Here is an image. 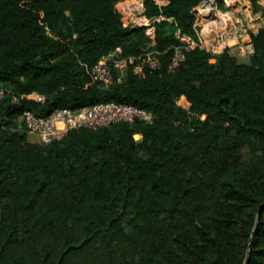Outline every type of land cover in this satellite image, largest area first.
<instances>
[{"label": "trees", "instance_id": "1", "mask_svg": "<svg viewBox=\"0 0 264 264\" xmlns=\"http://www.w3.org/2000/svg\"><path fill=\"white\" fill-rule=\"evenodd\" d=\"M126 1L0 0V264H264V27L251 52L196 46L170 71L207 0H143L159 66L102 88L86 68L151 41L124 22ZM108 101L152 120L46 145L20 120Z\"/></svg>", "mask_w": 264, "mask_h": 264}, {"label": "built area", "instance_id": "2", "mask_svg": "<svg viewBox=\"0 0 264 264\" xmlns=\"http://www.w3.org/2000/svg\"><path fill=\"white\" fill-rule=\"evenodd\" d=\"M224 2L228 3L227 0ZM242 2L244 6L242 16L235 23H231L229 11L221 12L218 9L216 0H207L198 5L194 12L195 25L201 26L197 33L198 40L194 41L189 37L179 36L176 32V35L182 40V44L172 48L168 69L173 71L179 66L184 59V49L196 46L212 54L219 53L229 46H236L241 54L251 52V33H255L259 28L264 27V13L253 12L248 0ZM259 3L264 8V0H260ZM138 5L142 8L141 4L137 2L135 6L138 7ZM118 10L124 14V7L118 8ZM141 19L144 26L147 27L146 32L151 39L147 48L138 56L118 59L106 57L98 60L92 67L86 68L91 84L102 88L109 87L123 78L129 66H131L133 74L138 77H144L146 69L158 68V51L152 48L154 27L149 20ZM3 94L4 90L0 89V98ZM30 96L36 100L42 99V96L36 93L30 94ZM20 120L24 123L25 132L28 136L35 138L37 143L46 145L62 138L71 129H97L117 122L131 123L135 120L151 122L152 114L146 109L131 104L108 101L76 109L55 108L46 116H38L31 111H24ZM136 136L139 137L138 134H135L134 138Z\"/></svg>", "mask_w": 264, "mask_h": 264}, {"label": "rangeland", "instance_id": "3", "mask_svg": "<svg viewBox=\"0 0 264 264\" xmlns=\"http://www.w3.org/2000/svg\"><path fill=\"white\" fill-rule=\"evenodd\" d=\"M142 1L143 0H127L126 3L122 2L123 5L122 4L121 5L119 4V7H118L119 9L120 8L122 9L124 7V14L123 15H124V18H125L124 19L125 22H127V23L128 22H131V23H133L135 25H138V26H144V23L142 22V19H141L142 18L141 17V12L143 10ZM136 2H138V4H141V7L142 8H140L139 5H138V7H136L135 6V3ZM157 2L158 3H163V1H161V0H157ZM234 4L235 3H232V1H229L228 0V7H229V10L228 11H231V8H233ZM242 8H244V6H242ZM140 9H141V11H140ZM226 11L227 10H225L224 12H226ZM197 27L199 29L201 26H199V24H198ZM178 103L180 105L184 106V107H187L188 106V103L186 102V100L183 97H181L179 99ZM27 138H28V141H30V142H36L35 138H33L32 136H28L27 135ZM136 138H139V137L136 136Z\"/></svg>", "mask_w": 264, "mask_h": 264}, {"label": "crops", "instance_id": "4", "mask_svg": "<svg viewBox=\"0 0 264 264\" xmlns=\"http://www.w3.org/2000/svg\"><path fill=\"white\" fill-rule=\"evenodd\" d=\"M229 1H232V3H235L233 8H231V11H229V16L231 17V23H235L242 16L243 2H242V0H229ZM121 4H123V3H120V5ZM225 4H226V10L228 11L229 10L228 3L225 2ZM118 7H119V5H118ZM221 12H224V11H221Z\"/></svg>", "mask_w": 264, "mask_h": 264}, {"label": "bare ground", "instance_id": "5", "mask_svg": "<svg viewBox=\"0 0 264 264\" xmlns=\"http://www.w3.org/2000/svg\"><path fill=\"white\" fill-rule=\"evenodd\" d=\"M127 2V1H126ZM126 2H124V3H126ZM134 3V2H133ZM135 4H137V2L135 3ZM123 5V4H122ZM128 7V6H127Z\"/></svg>", "mask_w": 264, "mask_h": 264}]
</instances>
